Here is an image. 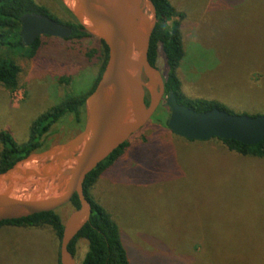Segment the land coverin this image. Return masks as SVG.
Wrapping results in <instances>:
<instances>
[{
  "label": "rangeland",
  "instance_id": "obj_1",
  "mask_svg": "<svg viewBox=\"0 0 264 264\" xmlns=\"http://www.w3.org/2000/svg\"><path fill=\"white\" fill-rule=\"evenodd\" d=\"M37 1L69 19L63 3ZM169 1L182 14L173 18L184 50L176 75L186 99L179 102L215 100L232 114L264 115V0ZM44 41L34 58L0 47L20 66L15 90L0 84V130L19 145L42 114L89 94L100 68L101 60L87 55L95 42ZM157 67L166 77L161 48ZM168 114L163 101L89 193L120 228L130 264H264V159L232 156L216 140L178 137ZM82 128L67 114L43 145ZM72 210L66 204L56 212L65 221ZM58 250L50 226L0 227V264H56ZM86 250L79 239L76 264Z\"/></svg>",
  "mask_w": 264,
  "mask_h": 264
},
{
  "label": "water",
  "instance_id": "obj_2",
  "mask_svg": "<svg viewBox=\"0 0 264 264\" xmlns=\"http://www.w3.org/2000/svg\"><path fill=\"white\" fill-rule=\"evenodd\" d=\"M61 1L85 31L105 43L108 58L85 98L82 130L0 172V221L57 210L76 194L79 207L63 223L59 251L61 264H76L68 246L92 212L84 193L86 176L138 132L163 101L168 128L189 141L259 143L264 141V115L232 114L217 107L195 111L179 103L172 91L166 93L165 77L148 60L157 23L151 0ZM20 32L23 43L31 45L43 35L66 38L72 30L47 16L27 14L21 17Z\"/></svg>",
  "mask_w": 264,
  "mask_h": 264
},
{
  "label": "trees",
  "instance_id": "obj_3",
  "mask_svg": "<svg viewBox=\"0 0 264 264\" xmlns=\"http://www.w3.org/2000/svg\"><path fill=\"white\" fill-rule=\"evenodd\" d=\"M56 1L59 5L62 4L60 0ZM151 1L156 8L157 23L150 39L148 60L152 65L157 66L159 48L162 49L167 68V75L165 77L166 93L172 91L179 102L186 99L181 91L180 82L176 75V69L184 55V50L182 35L179 29L180 24L173 21V18L177 14L182 17V14H179L175 10L169 0ZM62 8L64 9V13L69 17L68 20L59 17L48 6L37 0H0V47L8 51H18L19 54L28 58H34L38 49L46 43L44 39L52 38L53 40H58L62 38L43 35L37 38L33 44L25 45L22 41L20 32L21 17L27 14L47 16L71 28V34L63 38L64 40L68 39L84 42L83 45H86L85 43L88 42H95L96 47L88 49L87 55L91 58L95 56L102 61L99 76L96 80L97 83L108 58V48L102 40L97 39L85 31L63 4ZM169 22H173V25H169ZM8 54H0V84L6 90L13 91L19 84L18 74L20 72V66L17 61ZM69 81L70 80L67 78L62 82L68 83ZM87 95L88 94L66 98L58 105L53 106L46 113L42 114L32 124L30 137L23 145L17 144L10 134L4 130H0V172L10 168L17 160L27 156L29 153L44 149L45 146L43 145L44 142L42 138L48 133L49 128L52 127L58 119L67 114H71L77 124H83L84 101ZM188 105L195 111H206L214 107L225 110V108L215 100L194 99L188 101ZM211 140H216L220 145L219 147L223 148L232 156L264 159V141L252 145H246L232 139L220 138H212L206 141H194L208 143ZM126 142L113 151L109 157L92 170L84 180V193L91 203L92 212L89 221L82 227L68 246L69 251L75 257L77 252V241L79 239L87 241V250L80 264H130L126 248L120 237V228L107 210L96 201H93L89 195L98 177L121 155L122 148L128 144H126ZM68 204H70L73 209L78 208V196L74 194ZM57 210L35 213L19 219L3 220L0 221V227L3 225H17L29 228H40L45 225L50 226L56 236L59 249L57 251L56 264H61L59 260V251L64 220L56 212Z\"/></svg>",
  "mask_w": 264,
  "mask_h": 264
},
{
  "label": "flooded vegetation",
  "instance_id": "obj_4",
  "mask_svg": "<svg viewBox=\"0 0 264 264\" xmlns=\"http://www.w3.org/2000/svg\"><path fill=\"white\" fill-rule=\"evenodd\" d=\"M62 39H63V38H62ZM95 47H96V45H95ZM98 54H100V53H98ZM101 64H102V61H100V68H99V70H98V74H97V76H96V78H95V83H96V80H97V78H98V76H99V72H100V69H101ZM145 101L148 102V94H146V96H145ZM48 147H49V146H48ZM44 149H47V148L45 147ZM44 149H41V150H44ZM41 150H39V151H41Z\"/></svg>",
  "mask_w": 264,
  "mask_h": 264
}]
</instances>
